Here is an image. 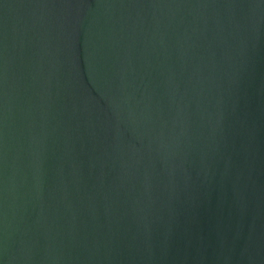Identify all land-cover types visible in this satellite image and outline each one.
<instances>
[{
  "label": "water",
  "instance_id": "obj_1",
  "mask_svg": "<svg viewBox=\"0 0 264 264\" xmlns=\"http://www.w3.org/2000/svg\"><path fill=\"white\" fill-rule=\"evenodd\" d=\"M0 264H264V0H0Z\"/></svg>",
  "mask_w": 264,
  "mask_h": 264
}]
</instances>
